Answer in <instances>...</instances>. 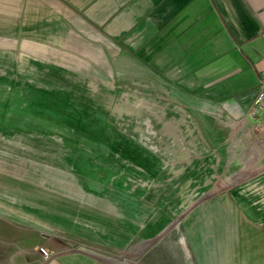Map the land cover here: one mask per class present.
<instances>
[{
  "label": "rangeland",
  "instance_id": "rangeland-1",
  "mask_svg": "<svg viewBox=\"0 0 264 264\" xmlns=\"http://www.w3.org/2000/svg\"><path fill=\"white\" fill-rule=\"evenodd\" d=\"M16 47L0 44V224L90 245L106 264H158L145 256L156 233V260L198 256L199 206L229 175L213 164L224 127L149 77L103 73L101 45Z\"/></svg>",
  "mask_w": 264,
  "mask_h": 264
},
{
  "label": "crops",
  "instance_id": "crops-1",
  "mask_svg": "<svg viewBox=\"0 0 264 264\" xmlns=\"http://www.w3.org/2000/svg\"><path fill=\"white\" fill-rule=\"evenodd\" d=\"M2 43L32 52L101 45L103 73L125 82L149 77L198 123L224 127L216 129L221 159L213 164L229 175L199 206L198 256L186 249L181 264H264V132L257 130L264 117L248 115L264 69V0H0ZM242 120L247 135L237 127ZM153 237L146 258L172 264L156 260L162 248L150 249L160 240Z\"/></svg>",
  "mask_w": 264,
  "mask_h": 264
},
{
  "label": "water",
  "instance_id": "water-1",
  "mask_svg": "<svg viewBox=\"0 0 264 264\" xmlns=\"http://www.w3.org/2000/svg\"><path fill=\"white\" fill-rule=\"evenodd\" d=\"M71 246L0 224V264H96L100 258L93 254L101 251L95 247L84 243Z\"/></svg>",
  "mask_w": 264,
  "mask_h": 264
},
{
  "label": "built area",
  "instance_id": "built-area-1",
  "mask_svg": "<svg viewBox=\"0 0 264 264\" xmlns=\"http://www.w3.org/2000/svg\"><path fill=\"white\" fill-rule=\"evenodd\" d=\"M248 115L252 119L257 120L262 119L264 117V69L260 73L257 85V92L253 100L252 106L248 111Z\"/></svg>",
  "mask_w": 264,
  "mask_h": 264
}]
</instances>
